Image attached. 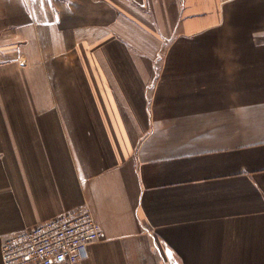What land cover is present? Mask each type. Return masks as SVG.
Instances as JSON below:
<instances>
[{
	"label": "crops",
	"instance_id": "obj_1",
	"mask_svg": "<svg viewBox=\"0 0 264 264\" xmlns=\"http://www.w3.org/2000/svg\"><path fill=\"white\" fill-rule=\"evenodd\" d=\"M83 204L73 264H264V0H0V264Z\"/></svg>",
	"mask_w": 264,
	"mask_h": 264
},
{
	"label": "built area",
	"instance_id": "obj_2",
	"mask_svg": "<svg viewBox=\"0 0 264 264\" xmlns=\"http://www.w3.org/2000/svg\"><path fill=\"white\" fill-rule=\"evenodd\" d=\"M102 237L87 205L76 206L45 222L12 233L1 247L2 264L75 263L81 251Z\"/></svg>",
	"mask_w": 264,
	"mask_h": 264
}]
</instances>
